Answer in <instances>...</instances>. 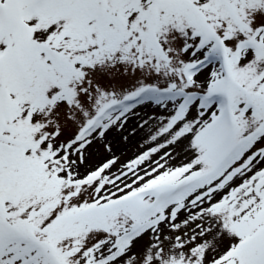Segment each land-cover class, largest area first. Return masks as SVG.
I'll return each instance as SVG.
<instances>
[{"label": "snow or ice", "instance_id": "snow-or-ice-1", "mask_svg": "<svg viewBox=\"0 0 264 264\" xmlns=\"http://www.w3.org/2000/svg\"><path fill=\"white\" fill-rule=\"evenodd\" d=\"M0 264H264V0H0Z\"/></svg>", "mask_w": 264, "mask_h": 264}]
</instances>
